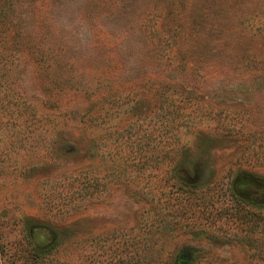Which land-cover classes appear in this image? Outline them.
<instances>
[{
  "label": "rangeland",
  "instance_id": "374dc122",
  "mask_svg": "<svg viewBox=\"0 0 264 264\" xmlns=\"http://www.w3.org/2000/svg\"><path fill=\"white\" fill-rule=\"evenodd\" d=\"M180 147L181 180L220 209L234 188L247 218L179 222L154 174ZM14 216L7 239L35 220L60 264L141 248L151 217L176 224L151 234L164 254L264 264V0H0V223Z\"/></svg>",
  "mask_w": 264,
  "mask_h": 264
},
{
  "label": "trees",
  "instance_id": "16d2710c",
  "mask_svg": "<svg viewBox=\"0 0 264 264\" xmlns=\"http://www.w3.org/2000/svg\"><path fill=\"white\" fill-rule=\"evenodd\" d=\"M236 126L232 131L231 135L234 136ZM182 147L173 149L172 152L162 155L161 158L157 157V162L155 161L156 172L154 177L159 178V181H163L165 185L166 197L165 205L166 208H175V212L180 214L179 220L180 223H184L186 219L183 216H188L187 213L196 211L201 214L212 217V221H216L222 215H228L234 219V221L247 218L246 207L249 204L248 201L240 196L234 188L230 189V195L234 198V204L223 206L217 208L218 206L216 201L215 204H212V199L214 195L212 194L209 198L203 193L198 191L196 185H191L184 180H181V171L184 169V158L185 151H182ZM156 157V156H155ZM85 184V183H84ZM93 187L92 183L89 188ZM84 188V187H83ZM87 188V187H86ZM216 199V198H215ZM194 213V214H195ZM15 216L11 217L8 222L0 223V264H60L55 263L53 256L58 254L61 249L62 241H60L57 236L51 230V226L44 225L45 230H47L51 235L50 238L46 240H40L34 237V232L36 230L42 229L39 223H36L35 220L25 219V222L22 226V237L19 239H14L13 241L8 240L7 236L3 230L4 225L6 224H19L15 221ZM149 222V231L147 233L149 236L143 240L141 248L136 246V243L133 239H129L126 243L125 249H116L108 254H105L103 258L98 260H108L106 263L102 262L99 264H151L147 260H151L152 254L160 255L159 264H201L203 260H197V256L194 252L190 250H171L167 251V254H164L165 247H155V243H151V234L157 232H167L172 229H177L176 224H173L167 220L156 221L153 217L147 219ZM10 221V222H9ZM219 221V219H218ZM152 222L153 224H151ZM154 225V226H153ZM187 225L190 227V232L196 237H206L211 239L215 243L222 241L220 236L215 232H207V228L203 226L202 223L194 222L190 225L187 222ZM254 225V222L252 223ZM152 227L156 229L150 230ZM187 227V226H186ZM182 228V227H181ZM180 228V229H181ZM50 229V230H49ZM173 231V230H172ZM88 244V243H87ZM138 248V249H137ZM137 249V250H136ZM106 253V251H105ZM165 256L162 259V256ZM87 262L85 264H92V260H95L93 255H85ZM141 260H144L141 263Z\"/></svg>",
  "mask_w": 264,
  "mask_h": 264
}]
</instances>
